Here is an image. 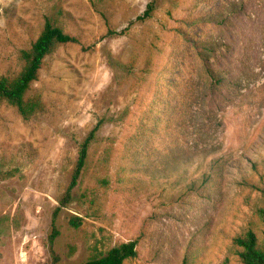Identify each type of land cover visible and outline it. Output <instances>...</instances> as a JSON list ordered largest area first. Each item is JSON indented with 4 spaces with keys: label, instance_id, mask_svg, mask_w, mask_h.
Here are the masks:
<instances>
[{
    "label": "rangeland",
    "instance_id": "374dc122",
    "mask_svg": "<svg viewBox=\"0 0 264 264\" xmlns=\"http://www.w3.org/2000/svg\"><path fill=\"white\" fill-rule=\"evenodd\" d=\"M57 10L79 43L44 60L41 110L0 102V264H51L53 211L100 120L60 264L135 240L124 264H242L234 239H264V0H0V77Z\"/></svg>",
    "mask_w": 264,
    "mask_h": 264
},
{
    "label": "trees",
    "instance_id": "16d2710c",
    "mask_svg": "<svg viewBox=\"0 0 264 264\" xmlns=\"http://www.w3.org/2000/svg\"><path fill=\"white\" fill-rule=\"evenodd\" d=\"M155 8L156 3L151 2L144 13L132 21L129 26L132 27L151 19ZM62 15V10H57L54 14L45 18L43 30L37 40L30 48L23 50L20 54L21 60L23 61L21 72L14 78L0 77V102L15 108L25 120L33 118L41 110L40 98H30L28 97V93L32 84L38 79L44 60L60 45L79 43L76 37L66 33L62 26H60L59 18ZM205 51H212V48L205 46ZM200 57L202 61L207 62L205 56ZM209 73L212 72L209 71ZM103 123V120L98 121L81 142L78 159L68 188L61 197L59 205L53 211L47 238V246L52 260L51 264L61 263V257L57 249V242L62 235L59 225L60 214L73 201V191L79 185L88 165L90 149L96 141ZM188 188L191 190L194 189L193 186ZM258 214L264 225V208L260 209ZM70 224L75 228L79 227V223L76 220H71ZM234 243L238 247V256L242 264H264V239L261 240L256 232L248 230L243 235L236 237ZM137 246L138 242L136 240L123 243L120 246L110 249L103 255L91 257L85 264H124L126 260L137 257Z\"/></svg>",
    "mask_w": 264,
    "mask_h": 264
}]
</instances>
